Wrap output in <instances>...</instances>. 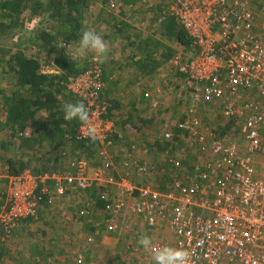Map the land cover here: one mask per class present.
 Wrapping results in <instances>:
<instances>
[{
  "label": "built area",
  "instance_id": "obj_1",
  "mask_svg": "<svg viewBox=\"0 0 264 264\" xmlns=\"http://www.w3.org/2000/svg\"><path fill=\"white\" fill-rule=\"evenodd\" d=\"M169 15L192 40L178 72L200 86L194 90L204 99L222 104L224 125L239 129L242 140L217 137L214 130L204 129L195 113L175 124L181 134L165 129L162 141L172 146L186 143L206 158L197 171L189 172L194 175L189 185L185 177H176L166 192L125 176L107 179L106 168H95L86 157L62 171L35 175L27 170L8 176L7 191L0 197L1 242L16 225L38 220L45 200L51 203L53 196L80 192L89 194L82 214L89 216L105 206L112 230L130 217L149 233L164 231L174 238L170 247L189 252V264H264V21L249 0H173ZM69 89L81 96L99 130L102 138L95 144L109 146L117 125L103 100L100 66L71 78ZM76 138L93 142L82 125ZM170 162L181 171L178 158ZM130 169L147 173L140 164ZM150 238L149 250L134 243L133 258L126 264H154L155 251L167 245Z\"/></svg>",
  "mask_w": 264,
  "mask_h": 264
},
{
  "label": "rangeland",
  "instance_id": "obj_2",
  "mask_svg": "<svg viewBox=\"0 0 264 264\" xmlns=\"http://www.w3.org/2000/svg\"><path fill=\"white\" fill-rule=\"evenodd\" d=\"M35 1L45 4L47 0ZM249 1L255 12H260L264 18L262 13L264 0ZM172 4L173 0L93 1L80 21L82 29L79 34L85 29H93L101 33L110 43V51L102 61L92 51L82 57L77 55L76 49L79 41L68 44L64 37L57 36V31H60L59 26L62 27L61 31L64 33H68L66 29L70 26L64 21L59 22L57 16L50 10L47 11V8L44 13L38 14L33 11L31 2L29 7H24L22 13L14 17L17 20V26L12 23L13 18L9 20L7 17H2L0 9V50L23 51L28 56L39 59L43 70L52 74H62L60 70H52L53 60L70 61L77 68L85 65L90 68L94 63L102 67L106 80L103 100L109 105V110L111 108V118L114 120V113L119 107L116 117L121 115L122 119L124 114L132 117L134 123L131 124L134 125L131 126H137V130L132 128L128 133L124 128L122 133L128 134L125 140H120L119 137L115 140L113 138L109 146L99 147L95 144L88 150L76 148L74 151L67 150L69 152L67 155L77 157L81 152L80 154L87 157L95 168L103 166L106 168L104 172L107 179L116 180L125 176L137 184L149 185L152 188L160 187V182L156 180L157 176L152 173V170L156 166L167 170L164 166L166 160L176 157L182 162L183 172L179 178L185 177L184 183L189 185L194 175L189 173L188 168L190 167L188 166L192 162L190 159L196 157V152L183 142L179 143L173 151L171 147L164 149L162 145L164 142L161 140L162 133L167 127H174L188 114H197L203 122L204 129L214 130L218 134L217 137L224 136L242 140L239 129L224 125L220 115L222 104L204 99L202 92L194 90L195 86L199 89V85L193 84L188 78H181L177 64L190 53V47L187 48L174 37L168 38L164 35L162 22L170 14ZM4 12L7 13L6 10ZM117 29H122L124 32L118 33ZM45 30L52 31L57 38L53 47L55 51L50 54H41L35 42L39 32ZM127 36H131L132 39H128ZM149 36H153L154 40L150 45L143 44L145 47L138 45ZM140 46L143 48L142 51L139 49ZM156 48L159 49L156 50ZM116 49L123 50L130 61L132 59L136 63L140 62L141 65H146L150 60L162 63L161 65L156 64L160 68L159 73L143 77L138 73L137 67L132 65L127 71L129 75L124 72L122 77L120 73L121 80H124L120 82L122 89L114 88ZM168 53L171 58L165 61L162 54ZM125 55L121 56L123 61L120 62V66L128 62L124 59ZM148 56H150L149 60H145ZM8 58H10L9 55L5 57V61ZM1 70L2 68H0V75H2ZM4 77V81L0 79V88L11 89L12 77L5 75ZM146 84H148L147 87ZM135 93L144 99L141 104L133 102L128 97ZM115 96L119 98L117 104L114 103ZM123 100L126 102L125 111L121 104ZM123 121L130 124V121L125 118ZM156 141L161 142L158 147L154 146ZM38 151L33 150L23 156L20 153L21 149L17 148L12 154L9 150L4 151L3 155L0 154V197L7 191L6 176H12L8 160H14L17 157L26 162L30 160L28 162L30 167L24 171L29 170L34 173L37 172L39 161L36 157L40 156V152L50 150L40 151L38 149ZM106 160L107 163L110 162L109 166L105 165ZM136 164L146 167L147 173L138 174L133 170L128 172V169ZM168 166L172 167L171 164ZM60 169L61 167L58 166L53 170L62 171ZM169 185L171 184H167L168 188L174 186V184ZM84 201H89L88 193L79 192L61 198L53 196L51 203L45 200L39 219L27 220L28 222L13 227L14 229L6 236L8 240L6 243L1 242L4 231L0 229V264H87L86 258L88 261L91 260V264H126L133 255L131 248L135 247V242H138V236L156 237L153 240L163 241L168 247L174 242L170 234L166 235L164 231L149 233L144 230L142 223L134 222V218L130 217L125 223L120 224L118 229L112 230L108 209L104 206L105 208H100L87 216L81 213ZM2 205L4 202L0 203V207ZM90 239H94L95 243H90ZM141 259L143 260V257Z\"/></svg>",
  "mask_w": 264,
  "mask_h": 264
},
{
  "label": "trees",
  "instance_id": "obj_3",
  "mask_svg": "<svg viewBox=\"0 0 264 264\" xmlns=\"http://www.w3.org/2000/svg\"><path fill=\"white\" fill-rule=\"evenodd\" d=\"M93 1L95 0H47L44 4L39 1L34 2V0H0V9L2 10V17H7L9 20L13 18L14 22L12 23H14V26H17L18 23L14 17L17 14H21L24 7H29L31 2L33 11L38 14L44 13L47 8V11L50 10L57 16L59 22L64 21V23L70 26V30L69 28L66 29L68 33L62 32L61 26L58 27L60 31L56 33L57 36L64 37L65 42L69 44L79 41V32L82 29L80 21L84 18L86 11ZM125 1L130 2L136 0ZM5 10L7 13L4 12ZM167 17L162 22L165 31L164 35L168 38L174 37L187 48H191L192 40L189 38L185 29L175 18L169 14ZM117 32L123 33L124 31L117 29ZM152 37H145L138 45H150L154 41ZM127 38L132 39L131 36H127ZM56 40L55 34L52 31L46 30L39 32L35 38L41 54L54 52L55 49L53 47ZM139 49L142 51L143 48L141 47ZM170 51L171 49L169 48ZM8 55L10 58L5 61V57ZM149 57H146L145 60H149ZM162 58L168 61L171 55L169 53L162 54ZM56 64L61 69L62 74L45 72L39 59L28 56L23 51L12 52V50H0V68H2L0 79L4 81V75L12 77L13 79L11 89L0 88V154L3 155V152L8 150L12 154L17 148L21 149L20 153L23 156L28 154L26 149L30 150V152L33 150L39 152L38 149L40 151L42 149L50 150L49 152H40V156L36 157L39 160L38 163L41 165L39 166L37 164L38 168L35 173L41 171L52 172L58 166L61 167L60 170H65L66 167L62 166L65 165L62 158L68 156L67 150L74 151L76 148L88 150L95 145V142H81L77 140L76 137L81 123L77 119L71 121L64 119L63 111V106L66 103L81 101V96L69 89V81L71 78H75L86 72L88 66L85 65L82 68H77L73 62L66 60H56ZM95 64L97 63L92 64V66ZM161 64L159 62L157 63V65ZM100 68L102 69L101 66ZM155 69V61L150 60L141 68L140 72L148 76L153 74ZM102 79L105 81L103 69ZM110 110L109 114H111ZM130 127H128L130 131L132 128L137 130V126ZM166 129L174 130L177 135L183 131L175 127H167ZM160 144V141L154 142V146L156 147ZM162 145L164 149L171 147V151L175 150L178 146H172L166 142L162 143ZM80 153L77 157L70 156L73 158L67 163L69 164L73 160L85 157ZM46 159L49 163L48 165ZM29 161L26 162L19 157L14 160L9 159L10 173L12 175L23 173L24 170L30 167ZM169 164H171L170 161ZM51 165L53 166L51 167ZM164 166L167 167L168 171L160 166H156L152 170V173H155L157 176L156 180L160 182V187H155V189L162 192L171 190L172 188H168L167 184H171L169 186H172L174 184V178L179 177L183 172V170H176L168 166V163H164ZM188 171L194 172L195 168H188ZM139 238L141 236L137 237L138 241Z\"/></svg>",
  "mask_w": 264,
  "mask_h": 264
},
{
  "label": "clouds",
  "instance_id": "obj_4",
  "mask_svg": "<svg viewBox=\"0 0 264 264\" xmlns=\"http://www.w3.org/2000/svg\"><path fill=\"white\" fill-rule=\"evenodd\" d=\"M89 51L96 54L101 61L107 57L110 51V43L104 36L93 29H85L80 34L79 44L76 49V54L85 56ZM64 119H77L83 127L86 128V136L95 142L101 139L99 130L95 124L92 123L89 109L85 106L83 101L76 103H66L63 106ZM138 243L146 250L152 248V240L147 235L141 236ZM154 264H189L190 254L183 249H174L168 246H163L157 249L153 256Z\"/></svg>",
  "mask_w": 264,
  "mask_h": 264
},
{
  "label": "crops",
  "instance_id": "obj_5",
  "mask_svg": "<svg viewBox=\"0 0 264 264\" xmlns=\"http://www.w3.org/2000/svg\"><path fill=\"white\" fill-rule=\"evenodd\" d=\"M264 4V3H263ZM255 11V10H254ZM258 16H259V20L261 21V22H263L264 21V18L262 17V15H261V13L260 12H255ZM262 13H263V15H264V6H263V11H262ZM117 36V35H116ZM118 39V38H117ZM117 44H118V40H117V42H116ZM115 51H117V53H115L114 54V88H120V89H122V86H121V83L120 82H123L124 80H121V78L123 77V74H124V72L127 74V75H129L130 73L129 72H127L128 71V68L129 67H132V65H135L136 67H137V70L139 71L138 73H140V76H143V77H146L145 75H143L140 71H141V68H143L145 65H141L140 64V62H134L132 59H131V61L129 60V58H127L126 57V55L124 54V51L123 50H121V49H116ZM122 55H125V58L124 59H127L128 60V62H125V63H123V65L121 64V66H120V62H122L123 60H122V58H121V56ZM56 61H52V67H53V69L52 70H54V69H56V70H60L61 71V69L59 68V66L58 65H56V63H55ZM132 63V64H131ZM156 63V62H155ZM157 64V63H156ZM51 67V68H52ZM45 71V70H44ZM132 71H133V69L131 70V73H132ZM159 71H160V68L158 67V66H156V69H155V71H154V73L153 74H158L159 73ZM46 72V71H45ZM120 73L122 74V77L120 76ZM153 74H150V75H153ZM150 75H148V76H150ZM179 78H180V76H179ZM181 78H186L185 76H182L181 75ZM106 81V80H105ZM104 81V82H105ZM106 83V82H105ZM119 83H120V85H119ZM148 86V84H146V87ZM144 93V92H143ZM135 94H137L136 96H135ZM135 94H133V95H131V96H128L130 99H132L133 100V102H138L139 104H141L143 101H144V99L142 98V97H140L139 96V94L138 93H135ZM114 95H117V94H114ZM144 95H145V93H144ZM117 99H119L117 96H115L114 97V103L115 104H117L118 103V101L119 100H117ZM120 99H121V97H120ZM121 104L123 105H121L122 106V108H123V111H125V107H124V105H126V102L123 100L122 102H121ZM118 109H119V107L118 108H116V111H115V113H114V122L116 123V125H117V133L113 136V138H114V140H115V138H117V137H119V139L120 140H122V139H126V138H128V134L127 133H125V132H123L122 133V131H123V129L124 128H126V130L128 131V133H129V129H128V127L129 128H131L130 126L131 125H134V124H131V123H134L133 122V119H131V117H129V116H127V115H125L124 114V112H123V114L124 115H122V119H121V115L120 116H118V117H120V118H118V117H116V113H117V111H118ZM122 112V111H121ZM138 112H140V110H138ZM143 112V111H142ZM110 115V117H111V114H109ZM126 119V120H128V121H130V124H128L127 123V125H125V123H124V121H123V119ZM121 119V120H120ZM121 126V127H120ZM112 138V139H113ZM26 152H30V150H26ZM69 152H67V154H68ZM200 156V157H199ZM196 157H197V160H196ZM196 157L194 158V157H192L190 160H192V162H190V166H188V167H190V168H195V171H197V169H196V167H198V166H200L204 161H206V158L203 156V155H201L199 152H196ZM172 158H176V157H172ZM72 158L70 157V156H67L66 158H62V161L64 162V164L66 165L65 167H67L68 165V161L69 160H71ZM179 159V158H178ZM180 160V159H179ZM169 161H170V159H168V160H166V162L165 163H168L169 164ZM181 161V160H180ZM39 162V161H38ZM46 162H47V165L49 164L48 163V161H47V159H46ZM201 163V164H200ZM39 166L41 165L40 163H37ZM51 166H53V165H51ZM172 166V165H171ZM132 169H128V172L129 171H131ZM46 172V171H45ZM41 173H43L42 171L41 172H39V173H33V174H35V175H39V174H41ZM8 176H6V178H7ZM132 180V179H131ZM31 221V220H30ZM25 222H28V221H25ZM166 235H169V234H167L166 233ZM153 237V236H152ZM154 238H156V237H154ZM8 240H6L5 241V243L7 242ZM1 244H3V243H1ZM39 250H40V248H39ZM141 257V256H140ZM133 257H130V259H132ZM129 259V260H130Z\"/></svg>",
  "mask_w": 264,
  "mask_h": 264
}]
</instances>
